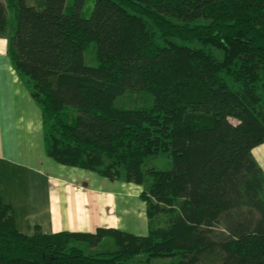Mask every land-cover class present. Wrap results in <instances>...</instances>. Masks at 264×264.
<instances>
[{
  "label": "trees",
  "instance_id": "obj_1",
  "mask_svg": "<svg viewBox=\"0 0 264 264\" xmlns=\"http://www.w3.org/2000/svg\"><path fill=\"white\" fill-rule=\"evenodd\" d=\"M86 1L0 0V37L46 156L145 183L147 233L27 235L0 192V264H264V0ZM128 91L145 101L118 105ZM157 154L168 167L144 170Z\"/></svg>",
  "mask_w": 264,
  "mask_h": 264
},
{
  "label": "crops",
  "instance_id": "obj_2",
  "mask_svg": "<svg viewBox=\"0 0 264 264\" xmlns=\"http://www.w3.org/2000/svg\"><path fill=\"white\" fill-rule=\"evenodd\" d=\"M7 47L6 38L0 37V131H15L14 148L21 150L19 158L0 151V192L13 208L16 228L27 235L36 228L55 233L94 232L99 227L146 234L145 206L138 193L129 194L123 184L116 186V180L102 176L86 183L77 177L88 174L85 170L46 156L41 109L28 89L20 93L18 106V74ZM252 154L264 171V142L253 147Z\"/></svg>",
  "mask_w": 264,
  "mask_h": 264
},
{
  "label": "rangeland",
  "instance_id": "obj_3",
  "mask_svg": "<svg viewBox=\"0 0 264 264\" xmlns=\"http://www.w3.org/2000/svg\"><path fill=\"white\" fill-rule=\"evenodd\" d=\"M73 1L74 0H67V3L71 4V3H73ZM26 2L28 4H35V0H26ZM92 6H93V0H87L83 13L89 14ZM85 56H86L85 61L87 63H89V64L95 63V61L92 58V47H90L86 51ZM14 88L18 90V106H22L20 93L23 92V89L24 90L28 89L31 97L33 98L32 94H31V88H30L26 78H21L18 76V82L14 85ZM144 101H145V98L142 94L135 92V91H128L126 93V95H124L123 97H121L117 100V103H118V105H121V106L130 107V106L135 105L136 103L142 104ZM43 127H44V125H43ZM14 133H15V131H12V134L10 132L5 133L4 131H0V140L2 142V147H1L0 151H1V153H4V154L11 156V157H16V155L18 154V158H19V156H20L19 151L21 149L18 147V153H17L15 148H14V144H13L14 138L11 137ZM61 165H63V164H61ZM71 167H73V166H71ZM150 167L166 168V167H168V158H166L162 154L148 156L145 163L143 164L142 168L145 170V169H148ZM48 168H49V170H52V168H50V167H48ZM83 170H85V169H83ZM84 172H87L88 174H82V175H80V177L79 176H77V177L79 178V180H82L86 183L87 182L93 183L94 182L93 179H97V176H100V175L96 174L94 171L85 170ZM70 173L72 174L73 172H70ZM118 175H119L118 177L108 178V179L116 180V186H118L119 184H123V188L126 191H128L129 194L138 193V195L140 197V192H142L143 190H146V188H147L145 183L144 184H136L134 182H131L128 184V181L125 180V172L122 169ZM91 178H93V179H91ZM98 179H99V177H98ZM103 185L106 186V185H110V184L103 183ZM141 200H142V198H141ZM144 206H145V210H146L145 202H144ZM103 238L106 239V237H103ZM107 247H110L109 244H107V243H104L102 245L97 243V244L93 245L92 248L104 250V248H107ZM146 259L147 258L145 257V255H140L136 259L130 261L127 264H173L176 262L177 257H165V258L158 257V258H152L149 260H146Z\"/></svg>",
  "mask_w": 264,
  "mask_h": 264
}]
</instances>
